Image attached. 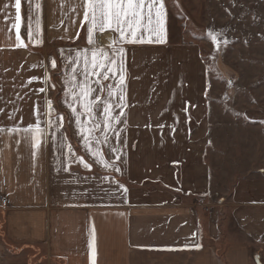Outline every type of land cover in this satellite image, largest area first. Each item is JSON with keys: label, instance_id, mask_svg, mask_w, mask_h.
Returning <instances> with one entry per match:
<instances>
[{"label": "crops", "instance_id": "0c3cea01", "mask_svg": "<svg viewBox=\"0 0 264 264\" xmlns=\"http://www.w3.org/2000/svg\"><path fill=\"white\" fill-rule=\"evenodd\" d=\"M165 11L163 43L146 32L143 43H115L106 28L90 45L82 0H21L17 47L15 0H0V128L35 125L39 108L47 140L34 158L22 132L0 133V264H92L93 229L95 264H264V103H233L241 117L212 119L200 48L169 41ZM121 46L123 104L118 71L88 78L114 90L105 133L102 109L89 116L83 104L106 91L73 93L83 54ZM93 123L101 142L90 150L81 128ZM242 123L250 128L237 131ZM97 149L121 171L97 163Z\"/></svg>", "mask_w": 264, "mask_h": 264}, {"label": "rangeland", "instance_id": "374dc122", "mask_svg": "<svg viewBox=\"0 0 264 264\" xmlns=\"http://www.w3.org/2000/svg\"><path fill=\"white\" fill-rule=\"evenodd\" d=\"M168 38L197 44L208 68L212 119L264 103V0H164ZM216 35L214 41L208 34ZM227 41V43H225ZM51 100H55L53 92ZM250 128L242 123L240 129ZM213 132L216 129L213 125ZM227 176V175H226Z\"/></svg>", "mask_w": 264, "mask_h": 264}, {"label": "snow or ice", "instance_id": "6c2138e0", "mask_svg": "<svg viewBox=\"0 0 264 264\" xmlns=\"http://www.w3.org/2000/svg\"><path fill=\"white\" fill-rule=\"evenodd\" d=\"M83 8H84V21L87 22V39L90 45H94L95 41L93 39L94 31L98 30L103 32L106 28L113 29L115 32L119 33V37L115 41V43L126 42V43H143L145 42L144 33H148V41L163 43V37L165 33V4L163 0H82ZM37 8L40 7L39 4L36 5ZM20 8H21V0H15V9L16 16L15 20L17 23H13L12 27L16 29V41L17 47L26 46L23 40L20 37L19 32V21H20ZM37 27L39 28V20H37ZM212 39L216 40V35H213L212 31L208 33ZM79 33H77L78 37ZM32 33L29 32V38L31 39ZM153 37H155V41H153ZM227 43V41H225ZM86 53V50H84ZM112 54L109 55V52L104 50L101 47H93L91 49L90 57L87 54H83V75L84 80L78 84L77 86L80 88V92L73 93L74 98L77 100H81L87 97L92 96L95 92H105L106 95L103 99H101L100 95H96L93 99L87 100L83 107L89 116L93 115L95 108L102 109L103 114V131L106 133L108 129L112 127L110 121L113 119L112 110L113 104L111 102V97L114 94V90L111 85L107 86L105 89L104 85H101L99 89L92 88L88 85L89 73L94 76H101L104 80H108L109 73H112L113 77L116 75L117 71L119 72V81L118 84L121 86L120 92V103L123 104L125 102V94L123 92V85L125 81V63H124V55L125 48L123 46L119 48L112 47ZM81 53H78V58L73 61L74 64L79 63V56ZM52 66L55 67V60H52ZM102 70V71H100ZM76 69L73 68L72 80L75 81L77 79L75 75ZM32 79H35L33 77ZM97 83H100L97 80ZM39 91H45L44 88L39 89ZM51 102H48V112H45L44 115L50 116L51 114ZM72 112H76V108L72 105ZM3 110L0 109V112ZM186 111V109H185ZM37 120L35 125L29 124L25 128H9L4 129L0 128V133L5 131L8 132H22L23 138L26 143L33 149L32 156L35 158L37 153H42L44 144L47 142L44 129L41 127V121L39 119L40 109L36 110ZM11 118V117H10ZM60 120L63 119L61 116ZM77 123H79V114L76 116ZM115 119H119L116 117ZM52 121L49 119L46 122L48 127L52 126ZM100 128L99 123H93L92 128H81V131H87L89 135L84 137V143L86 147L90 149V141L95 140L97 144L101 141L95 137L90 135L93 129ZM108 137L104 136V142L107 143ZM19 143V141H17ZM91 150V149H90ZM112 152H118V149L111 148ZM69 151L71 152V148L69 146ZM94 157H96L97 163H103L106 167H115L116 171H121L119 167H116L114 164L104 160L102 152L97 149L92 151L91 153ZM116 159L119 160L120 156L117 155ZM72 162H79L84 165L86 169H91V164L86 163L83 160V157H75ZM67 171V169H65ZM123 188V186H121ZM124 192H127V189H123ZM92 235V240H90V247L93 249V259L92 264H95V237H94V229L90 232ZM196 247H200V245H196Z\"/></svg>", "mask_w": 264, "mask_h": 264}, {"label": "built area", "instance_id": "2783aa9c", "mask_svg": "<svg viewBox=\"0 0 264 264\" xmlns=\"http://www.w3.org/2000/svg\"><path fill=\"white\" fill-rule=\"evenodd\" d=\"M1 203L3 204V200L1 199Z\"/></svg>", "mask_w": 264, "mask_h": 264}]
</instances>
